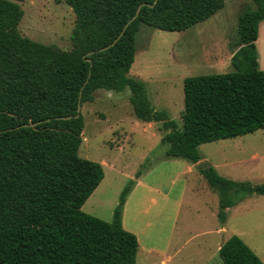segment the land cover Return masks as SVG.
<instances>
[{
    "label": "trees",
    "instance_id": "1",
    "mask_svg": "<svg viewBox=\"0 0 264 264\" xmlns=\"http://www.w3.org/2000/svg\"><path fill=\"white\" fill-rule=\"evenodd\" d=\"M57 1L76 15L70 51L23 36L21 5L0 0V264H137L138 237L123 226L134 180L123 190L112 221L82 210L105 173L100 163L79 155L82 113L58 119L77 115L81 90L82 106L98 90H129L136 117L161 123L166 131V159L199 163L198 170L219 193L221 223L228 209L247 196H264V182L228 179L201 162L199 150L202 144L264 129V71L256 45L264 0H252L238 16L234 70L185 79L181 126L153 106L144 81L129 75L137 35L143 25L187 30L216 14L227 0ZM140 6L137 19L125 29ZM121 33L112 47L99 51ZM39 121L36 127H21ZM219 255L223 264H264L238 235L225 241Z\"/></svg>",
    "mask_w": 264,
    "mask_h": 264
},
{
    "label": "rangeland",
    "instance_id": "2",
    "mask_svg": "<svg viewBox=\"0 0 264 264\" xmlns=\"http://www.w3.org/2000/svg\"><path fill=\"white\" fill-rule=\"evenodd\" d=\"M15 1L24 10L19 26L23 36L56 45L65 51L72 49L71 34L76 15L70 5L57 0ZM252 5V0H227L225 6L209 19L179 32L141 26L137 35L135 62L129 75L147 84L150 100L157 110L167 111L170 118L181 126L185 109V79L234 70L230 55L239 39L238 16ZM261 30L260 55L263 60L264 23ZM130 95L129 90L121 93L98 90L92 102L83 104L85 127L79 155L100 163L105 176L82 210L102 220L112 221L114 209L130 181H136V174L143 167L163 161L165 189L171 192L167 211L171 213L172 200L182 189L183 181L188 182V191L174 233L173 220H139L141 217L156 219V213L141 215L140 193L132 197L126 218L127 228L139 233L141 244L168 249L169 264H178L179 260L180 264H223L217 244L238 235L264 262V196H247L231 208L225 223H221L217 216L219 193L210 187L198 169L176 178L180 171L188 169L190 163L183 159H166L167 145L162 144L166 131L161 123L138 119ZM243 138L248 143L243 145L240 156L249 158L251 151L257 147L261 159L255 161V171L250 176L243 173L247 178L237 177L239 181L263 183L264 129ZM199 150L202 158L210 157L215 153L216 146L206 143ZM224 153L225 156L230 155L228 151ZM219 157L217 155L216 158ZM193 189L197 192L196 197L193 196ZM148 222L151 224L146 226ZM145 227L146 232L143 233L142 228ZM220 228L223 229L218 233ZM175 250H180L179 257L174 256ZM138 260L139 264L143 261L142 250ZM149 260L151 264H160L158 255Z\"/></svg>",
    "mask_w": 264,
    "mask_h": 264
},
{
    "label": "crops",
    "instance_id": "3",
    "mask_svg": "<svg viewBox=\"0 0 264 264\" xmlns=\"http://www.w3.org/2000/svg\"><path fill=\"white\" fill-rule=\"evenodd\" d=\"M264 21L260 24L259 28V37L258 40L256 41L257 45V50L259 54V64L260 68L264 71V59L262 60V57L260 55V41H261V34H262V24ZM234 54L233 53L230 55V60ZM257 132V131H256ZM244 136L232 138V139H225V140H219V141H214L211 142L210 144L216 146V151L215 153H212L210 157H203L201 162L209 163L212 166L215 167L217 172L228 178L232 179L234 181H239V178L237 176H244L243 173H246L247 176H250L255 170V161L261 159V154L257 150V147L254 148L251 151L250 157L246 158L243 156H240V153L242 152L243 145L247 144L245 142L246 138H243ZM231 141V142H230ZM225 151L230 152V155L225 156ZM217 155H220L219 158H216ZM216 158V159H215ZM264 158V157H262ZM174 160V159H172ZM175 160H180V159H175ZM215 160V161H214ZM165 162H160L155 165H152L148 170L143 173V175L136 179L135 184L130 191L126 203L123 207V226L126 230L134 233L139 240V253H141L142 250V256H143V261L140 264H151V261L149 260L152 258L153 255H158L160 258V264H169L170 256L168 253V249L166 248H159L156 245L148 244L145 243L144 245L141 244L140 238H139V233L133 229H128L127 228V215H128V210H129V205L132 197H134L138 192L140 193L139 196V202H140V214H145L149 215L152 214V212L156 213V219L151 218H140L139 220H173L172 221V232L174 233L176 231L177 223L179 220V215L180 211L182 208V204L185 200L186 193L188 191V182L183 181V186L182 189L178 194L175 195L174 199L172 200L171 204V213L167 211L169 204L171 202L170 199V194L171 192L167 189H165V171L163 169V165ZM199 163L197 164H192L190 163V166L188 167L187 170L180 171L176 176L177 179L183 174L188 171L194 172L195 169H198ZM242 165H245L244 167H241ZM248 171L249 173L245 172ZM190 172V173H191ZM247 178L246 176H244ZM248 181V180H245ZM242 182V181H239ZM251 182V181H249ZM102 183V182H101ZM254 184V183H253ZM101 185V184H100ZM99 185V187H100ZM98 187V188H99ZM211 187V186H210ZM97 188V189H98ZM96 189V190H97ZM96 190L94 193L91 195V197L95 194ZM195 190V189H193ZM197 195L196 190L193 191V196ZM233 208V207H232ZM231 210L228 209V212ZM167 216H165V215ZM218 216V214H217ZM228 217V215H227ZM151 223L148 222L146 223V226L150 225ZM142 232H146V227L142 228ZM223 228H220L217 230L218 233H221ZM169 242V241H168ZM225 243V241H222L217 244V251L219 252L221 246ZM168 247V245L166 246ZM174 256L179 257L180 256V250H175ZM173 256V257H174ZM181 263V260L178 261V264ZM137 264H139V260L137 261Z\"/></svg>",
    "mask_w": 264,
    "mask_h": 264
},
{
    "label": "water",
    "instance_id": "4",
    "mask_svg": "<svg viewBox=\"0 0 264 264\" xmlns=\"http://www.w3.org/2000/svg\"><path fill=\"white\" fill-rule=\"evenodd\" d=\"M156 2H157V0H156ZM146 5H148L150 7L154 6L153 4H146ZM140 9H141V6L138 8L135 16L132 19H130L129 22L126 24L125 29L128 27V25L130 23H132L134 20L137 19L138 15L140 13ZM122 34L123 33H121L119 35V37L114 42H112L111 44H109V45H107V46H105L103 48H100L99 51H105V50L109 49L110 47H112L120 39V37L122 36ZM93 53H94V51L90 52L89 54H93ZM89 61L91 62V59H89ZM81 95H82V90H81V93H80V100H79V104H78V113H77V115H75V116L59 117L58 119L67 120V119H70L72 117H76L77 118V117H79L81 115V113H82V107H83L82 106V103H81ZM41 123H42V121H39V122H36V123H27V124L22 125L21 127H36L37 125H39ZM0 135H1V132H0Z\"/></svg>",
    "mask_w": 264,
    "mask_h": 264
}]
</instances>
